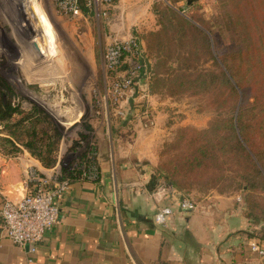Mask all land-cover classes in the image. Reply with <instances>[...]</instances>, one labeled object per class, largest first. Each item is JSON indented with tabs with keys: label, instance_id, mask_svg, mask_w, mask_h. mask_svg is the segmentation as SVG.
I'll return each instance as SVG.
<instances>
[{
	"label": "rangeland",
	"instance_id": "obj_1",
	"mask_svg": "<svg viewBox=\"0 0 264 264\" xmlns=\"http://www.w3.org/2000/svg\"><path fill=\"white\" fill-rule=\"evenodd\" d=\"M233 10H239L249 26H264L261 0H116L109 9L108 19L94 13H87L84 18L70 17L59 13L51 0H27L21 8L15 0H0V74L14 91L10 98L12 105L29 110L37 104L62 127L54 166L59 164L62 169L74 166L87 146L95 144L96 127L107 126L104 51L107 37L114 31L112 24L136 34L154 72L167 79L165 83L150 80L146 87L150 95L148 99L141 89L132 95L139 96L134 102L138 111L132 118L137 119L147 109L154 119L152 125L143 126L151 145L158 141L155 145L157 159L150 156L155 165L153 173L157 176L155 169L167 159V156H159L164 144H170L171 158L174 154L172 145L184 134L181 133L182 128L208 129L209 122L218 114L209 94L203 91L196 94L197 88L193 84L177 85L180 72L177 71L173 77L164 71L166 66L180 67L190 51L193 36L186 33L187 37L182 39L185 30L178 14L187 16L192 13L206 22L217 18V22L209 21V25H212L217 40L227 45L234 37L236 24L232 20L227 23L222 36L218 34L216 25L221 19L232 17ZM19 59L27 67L28 76L17 63ZM211 62H198L190 73L195 77L202 69L211 70ZM60 66L68 72L64 83L55 81V78H64ZM33 67L34 70L31 69ZM39 72L42 73L40 77ZM78 109L81 115L77 117ZM119 117L111 116L112 130L135 133L133 129H123L119 123L115 124L120 122L116 119ZM209 136L213 138V135ZM225 167L223 174L226 180L218 182L216 190L211 188L214 182L208 174L201 172L204 166L196 167L191 175H179L178 180L184 187L181 192L194 201L212 192L241 193L238 184L243 180L229 170V164ZM188 177L193 179L191 185H187ZM261 209V213L257 211V217L263 220L257 221L264 228V202Z\"/></svg>",
	"mask_w": 264,
	"mask_h": 264
},
{
	"label": "crops",
	"instance_id": "obj_2",
	"mask_svg": "<svg viewBox=\"0 0 264 264\" xmlns=\"http://www.w3.org/2000/svg\"><path fill=\"white\" fill-rule=\"evenodd\" d=\"M112 27L120 35L126 32ZM17 63L28 76L27 67L20 59ZM60 67L64 78L55 81L64 83L68 72ZM132 95L121 102L126 116L116 118L120 122L115 124L135 133L114 132L111 116L118 115L104 103L107 126L95 129L99 178L72 181L60 201L58 223L45 233L36 252L28 253L27 247L4 236L0 216V264H264V254L251 249L253 243L264 249L262 225L246 216L241 193L212 192L193 200L194 208H183L178 193L159 200L151 196L159 182L150 158L157 159L158 141L151 145L144 133L143 111L132 118L139 97ZM76 115H81L79 109ZM28 167L41 174L52 171L24 149L15 155L0 150V207L5 197L15 200L27 192ZM162 206L172 210L165 225L155 222Z\"/></svg>",
	"mask_w": 264,
	"mask_h": 264
},
{
	"label": "trees",
	"instance_id": "obj_3",
	"mask_svg": "<svg viewBox=\"0 0 264 264\" xmlns=\"http://www.w3.org/2000/svg\"><path fill=\"white\" fill-rule=\"evenodd\" d=\"M261 3L264 6V0ZM232 13V17L221 19L216 25L218 34L222 36L227 23L232 20L236 24L234 37L227 45L217 40L212 25H209V21L217 22V18L206 22L199 15L178 14L181 27L185 30L182 39L187 37L186 33L193 36L190 51L186 53L180 67L166 66L164 71L173 77L177 71L180 72L181 78L177 85L193 84L197 88L196 94L202 91L209 94L218 114L209 122L208 129L182 128L181 133L184 134L172 145L174 154L171 158L170 144H164L159 156H167V159L157 166L155 172L160 179L157 184L172 186L176 193L191 199L188 194L181 192L184 187L178 180L179 175H191L196 167L204 166L201 172L208 174V178L214 182L211 188L215 189L218 182L226 180L223 172L229 164V170L236 172L243 180L238 184V189L243 196L246 216L256 219L258 223L257 220L263 219L257 217V211L261 213L264 202V26H249L239 10H233ZM204 60L212 61V69H202L193 77L190 70ZM169 69L174 74H170ZM41 75L39 72L38 77ZM151 79L156 83H165L167 80L154 72L150 62L147 84ZM13 95L12 87L0 74L2 153L15 155L25 149L43 167L52 168L57 161V145L62 127L37 104H33L29 110L12 105L10 98ZM209 135H213V138ZM79 160L96 168L95 180H98L94 143L87 146ZM62 172L64 176L76 180L80 179L82 170L77 164L72 169L63 168ZM188 180L187 185H191L193 179L188 177ZM260 238L264 240V228Z\"/></svg>",
	"mask_w": 264,
	"mask_h": 264
},
{
	"label": "built area",
	"instance_id": "obj_4",
	"mask_svg": "<svg viewBox=\"0 0 264 264\" xmlns=\"http://www.w3.org/2000/svg\"><path fill=\"white\" fill-rule=\"evenodd\" d=\"M51 1L59 13L67 16L72 17L86 11L108 19L109 9L113 7L116 0ZM104 67L107 77L104 85L105 103L112 106L118 116H126L125 111L121 109V102L139 89L148 99L149 93L146 87L150 59L136 34L127 31L123 35L113 31L109 33L104 51ZM149 114L147 109L142 112L141 121L144 126L153 124ZM77 164L82 170L80 179L95 180L97 178L96 168L87 166L79 159L74 166ZM65 167L73 168V166ZM27 178L28 190L23 196L15 200L7 197L3 199L0 207L1 229L2 234L13 243L27 247L28 253H34L45 233L58 223L60 201L73 180L64 176L59 164L54 166L49 174H41L33 167H28ZM172 193H176L172 186L157 184L151 196L159 200ZM181 206L194 208V201L183 197ZM171 213L172 210L168 206L158 208L155 222L165 225ZM251 249L258 254H264V249L257 243H253Z\"/></svg>",
	"mask_w": 264,
	"mask_h": 264
},
{
	"label": "bare ground",
	"instance_id": "obj_5",
	"mask_svg": "<svg viewBox=\"0 0 264 264\" xmlns=\"http://www.w3.org/2000/svg\"><path fill=\"white\" fill-rule=\"evenodd\" d=\"M16 2L18 1V3H20V4H24V3H26V1L27 0H15ZM51 106V105H50Z\"/></svg>",
	"mask_w": 264,
	"mask_h": 264
},
{
	"label": "flooded vegetation",
	"instance_id": "obj_6",
	"mask_svg": "<svg viewBox=\"0 0 264 264\" xmlns=\"http://www.w3.org/2000/svg\"><path fill=\"white\" fill-rule=\"evenodd\" d=\"M25 4V3H24Z\"/></svg>",
	"mask_w": 264,
	"mask_h": 264
}]
</instances>
